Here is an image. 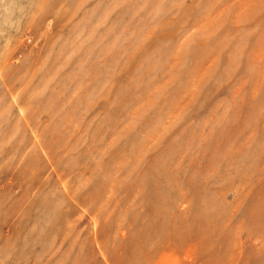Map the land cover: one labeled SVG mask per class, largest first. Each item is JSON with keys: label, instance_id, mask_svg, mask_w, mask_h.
I'll use <instances>...</instances> for the list:
<instances>
[{"label": "rangeland", "instance_id": "374dc122", "mask_svg": "<svg viewBox=\"0 0 264 264\" xmlns=\"http://www.w3.org/2000/svg\"><path fill=\"white\" fill-rule=\"evenodd\" d=\"M0 264H264V0H0Z\"/></svg>", "mask_w": 264, "mask_h": 264}]
</instances>
